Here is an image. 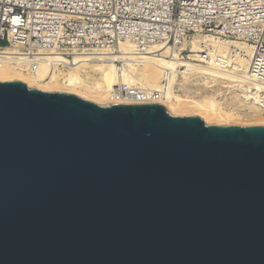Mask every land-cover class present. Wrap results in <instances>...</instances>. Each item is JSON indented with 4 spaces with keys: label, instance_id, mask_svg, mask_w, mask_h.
<instances>
[{
    "label": "water",
    "instance_id": "obj_1",
    "mask_svg": "<svg viewBox=\"0 0 264 264\" xmlns=\"http://www.w3.org/2000/svg\"><path fill=\"white\" fill-rule=\"evenodd\" d=\"M0 264H264V124L0 81Z\"/></svg>",
    "mask_w": 264,
    "mask_h": 264
},
{
    "label": "built area",
    "instance_id": "obj_2",
    "mask_svg": "<svg viewBox=\"0 0 264 264\" xmlns=\"http://www.w3.org/2000/svg\"><path fill=\"white\" fill-rule=\"evenodd\" d=\"M199 32L262 42L252 71L264 81V0H0V53L24 58L27 71L37 58L57 56L52 68H70L75 56L146 52Z\"/></svg>",
    "mask_w": 264,
    "mask_h": 264
},
{
    "label": "bare ground",
    "instance_id": "obj_3",
    "mask_svg": "<svg viewBox=\"0 0 264 264\" xmlns=\"http://www.w3.org/2000/svg\"><path fill=\"white\" fill-rule=\"evenodd\" d=\"M239 42L213 35H198L190 43L193 45L192 51L200 52L204 48V52L203 54H193L192 57H197L207 64H187L186 69L181 71L185 77L194 74L217 75V82L234 83L232 86H237L236 89L240 87L243 92L240 95L241 98L235 99L236 103L240 102V106L233 104L230 110H225L222 105L217 103V100L216 102L210 97L204 99L181 97L172 90L175 76L179 72L180 51L184 48L182 43L176 47H169L167 44L161 43L155 49L146 52H138L131 46H124L122 49H124L123 53H126L125 56H119L120 54H110L108 57L75 56L70 61V72L61 78L60 73L51 72L53 65L62 60L60 57L37 58L36 66L32 71L27 72L23 64L26 62L24 58L10 55L8 52H1L0 81L21 80L29 87H36L44 91L73 93L100 105L158 102L165 105L173 115H199L207 123L264 124V81L254 76L250 66L255 56V50L243 42ZM235 51L237 53H233ZM218 54L224 57L225 55L234 56V63L229 67L217 62V58L220 57ZM116 59L126 60L127 66L123 67L122 71L113 62ZM194 60L197 59L194 58ZM86 66L97 71L100 78L93 82L83 80L80 71ZM133 70H136L135 74L132 72ZM55 71H58L57 66H55ZM164 79H167V82ZM117 84L121 87L117 88ZM136 84L139 86L136 87ZM124 86L128 93L144 94L145 97L125 96L122 94ZM232 86L228 85V87ZM254 88L260 92L256 89L255 92ZM258 92L261 95H258ZM156 93L157 96H154Z\"/></svg>",
    "mask_w": 264,
    "mask_h": 264
},
{
    "label": "rangeland",
    "instance_id": "obj_4",
    "mask_svg": "<svg viewBox=\"0 0 264 264\" xmlns=\"http://www.w3.org/2000/svg\"><path fill=\"white\" fill-rule=\"evenodd\" d=\"M202 34L210 35V34H207L206 32L191 33L188 38L181 39L180 41H177V43H176V41L170 42L171 44L167 43V45L169 47H171V46L176 47L177 45H179L181 43L184 44V46H183L184 48L180 51L181 61L179 64V72H177V74L175 76V80L173 83L172 90L175 92V94H178L181 97H190V98H195V99L196 98L197 99H204V98L210 97L215 101L217 100L218 102L217 101L216 102L219 103L220 106L222 105V107L225 110H230L233 104L236 106H240V102L236 103L235 99L239 98L243 92L241 91L240 87H238L239 89H236L237 86L236 87L232 86L234 83H226L225 84L222 82L221 83L217 82V79H216L217 75L203 76L202 74H194L190 77H185V75H183L181 73V71L186 69L187 64H194V65H205V64H207V62L200 61L199 58H197V57H194L197 60H194V58L192 57L193 54H203V52H204L203 51L204 48H202V50H200V52H193L192 51L193 45L190 44L191 41L193 39H195L196 36L202 35ZM213 36L221 37V38L233 41V42H239V41H240L239 43L243 42L244 44L249 46V48L254 49L255 53L258 50H261L260 43H262V42H258L257 40H255V41L238 40L235 38H230V37H226V36H222V35H213ZM1 44H5V42L2 41ZM263 46H264V43H263ZM233 53H237V52L235 51ZM218 55L220 56V57H218L220 59L217 58V62H221L223 65H228L229 67H230V65H232V63H234V60H235L234 56H231V55L226 56L225 55V57H224L223 55L221 56V54H218ZM230 56H231V58H230ZM96 57H99V56H96ZM224 58H225V60H224ZM250 64H251L250 65L251 70H252V68H255V64L253 62ZM116 65H118V68L120 69V71L123 70V67L127 66L125 64V62H123L121 64H116ZM220 68H221V66H220ZM255 69H257V68H255ZM70 70L71 69L68 67L67 68H61L60 67V68H58V71H55V68H52L51 72L52 73L53 72L60 73V78H61V77L68 75ZM257 70H259V69H257ZM94 71L95 70H93L92 67H90V66L84 67L80 71L81 78H83V80H85L87 82L88 81L89 82L95 81L96 79L100 78V74L97 71H95V72ZM25 72H26V70H25ZM132 72L135 74L136 70H133ZM259 72H263V74H261L260 76H264V71L260 70ZM252 73H253V71H252ZM3 81H9V80H3ZM164 81L167 82V79H164ZM229 84L232 87H228ZM136 86H139V84H136ZM251 88H253V87H251ZM255 89L257 90V88H254V91L256 92ZM257 91H259V90H257ZM259 92H258V95L259 94L261 95V93H259ZM186 115H190V114H186ZM181 116H183V115H181ZM195 116H199V115H195ZM200 117L202 119H204L202 116H200ZM205 122H206V120H205ZM207 124H211V123H207ZM214 124H218V123H214ZM222 125H226V124H222Z\"/></svg>",
    "mask_w": 264,
    "mask_h": 264
}]
</instances>
